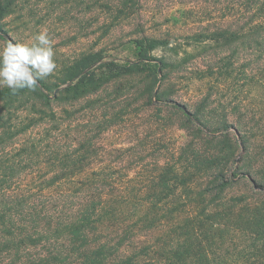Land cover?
<instances>
[{"label": "rangeland", "instance_id": "374dc122", "mask_svg": "<svg viewBox=\"0 0 264 264\" xmlns=\"http://www.w3.org/2000/svg\"><path fill=\"white\" fill-rule=\"evenodd\" d=\"M104 1L17 0L14 12L0 20V49L9 42H30L35 34L47 29L54 42L57 68L41 80L51 87L49 96L63 99L66 95L62 94L71 83L68 69L87 55L99 52L104 59L85 72L110 62L128 64L134 69L85 98L54 104L63 123L62 150L72 144L74 150L89 158L83 172L64 176L51 188L42 192L29 190V186L25 189L34 210L41 214L50 210L62 217L75 211L83 199L105 195L115 201L127 200V204L119 205L125 214L118 223L81 231L80 239L87 235L91 244L99 239L112 240L131 246L130 251H148L150 247L148 258L134 263L150 264L157 261L163 249L171 247L176 235L190 238L194 230L208 234L211 224L180 229L176 235L174 228L179 223L177 217L184 221L192 211L206 216L208 212L203 211L208 205L220 209L221 205L208 202L222 190L223 181L232 185L227 190L230 204L240 207L264 200V139H253L258 155L250 160L237 148L236 136V130L257 131L262 125L250 118L257 113L264 120V85L241 81L227 87L205 77L208 67L233 54L231 50L225 52L221 43L208 39L198 42L200 36L236 27V17L224 9L226 2L140 0L129 13L121 14L103 8ZM144 39L164 43L146 54L158 66L156 72L136 70L143 53L139 42ZM4 88L7 86H0V90ZM210 95L209 104L206 99ZM241 99L244 104L238 111ZM29 111L31 116L36 115V110ZM188 114H205L207 128H201L204 133L192 126L186 128ZM226 114L233 127L222 126ZM48 169L30 173L24 184L50 178L53 174ZM176 176L187 179L186 185L169 186ZM251 179L263 189L256 190ZM83 181L90 185H80ZM201 192L204 202L188 204L185 197ZM160 195L171 197L159 206L161 214L170 210L173 216H161L160 224L153 228L137 223ZM216 227L218 230L212 233L214 248L210 250L213 257H219L218 247L223 246L220 257L226 264H264V254H257L258 242L253 238H245L234 226ZM69 239L43 243L20 253L13 250L0 258V264H74L75 256H67L62 263L52 260L57 250L73 253L74 245Z\"/></svg>", "mask_w": 264, "mask_h": 264}, {"label": "trees", "instance_id": "16d2710c", "mask_svg": "<svg viewBox=\"0 0 264 264\" xmlns=\"http://www.w3.org/2000/svg\"><path fill=\"white\" fill-rule=\"evenodd\" d=\"M139 1L106 0L102 7L111 13L127 14ZM16 2L17 0H2L0 2V20L14 12ZM222 2L227 3L223 4L225 11L236 17V27L200 36L198 42L203 43L206 41L202 39H208L221 43L227 49L225 52L231 50L233 54L223 57L208 67L204 73L205 77L216 84L227 87L241 81L264 85V0H222ZM140 44L142 52L145 53H141L140 64L136 70L156 72L155 68L158 66H154L146 54L164 43L154 39H144L139 42ZM102 59L104 58L101 54L96 52L83 57L68 69L71 83L62 94L66 95L64 99L59 95L52 96L53 98L49 96L48 93L52 92V89L42 80L38 81L34 90L25 88L14 91L8 87L0 90V258L12 253L13 250L20 253L22 250H29L32 247L38 248L43 243L54 242L56 244L70 237L71 240H69L74 245L73 253L70 254L67 250H57L52 258L54 262H66L67 256L70 258L75 256L74 264H111L115 260H120L118 264H134L138 260L144 261L148 258L147 255L151 252L150 247H148V251H140L137 248L130 251L131 246L126 245L127 247H125L112 240L99 239L91 244L87 235L84 239H80L81 231L91 227H108L110 224L118 223L125 214L119 205L127 204L126 199L121 198L126 201L120 202L105 195L92 197L87 201L83 199L78 202L75 211L62 217L61 214L53 213L50 210H46L42 214L34 210L35 208L30 205L29 191L25 189L29 186V190L35 189L42 192L45 188H51L65 179L64 176L84 171L85 161L89 157L74 150L72 144L65 151L61 148L63 136L61 126L63 123L62 120H59L54 104L62 100L74 102L85 98L97 92L116 77L134 70L128 64L118 65L115 62H110L85 72ZM162 67L167 68V64L162 63ZM103 69L104 71H101ZM210 98L211 95L206 99L209 104ZM243 104L241 99L237 105L238 111L243 108ZM29 109L36 110V115L31 116ZM193 116L188 114L190 118L186 122V128L192 126L198 128L196 130L200 133H204L201 128L204 129L207 125L203 121L205 114ZM261 117L257 113H253L250 118L261 122L262 125L257 131L246 128L244 131L240 130L236 133L237 148L239 150L241 148V151H244L247 159L250 160L258 155L253 139L255 137L264 139V120ZM223 118V127L234 126L229 123L230 115L226 114ZM107 122L109 125L111 120ZM262 151L264 165V148ZM46 168H49L48 171L53 174L50 178L45 177L40 183H36V179H34L30 185L24 184L25 178L30 173L44 172L43 170ZM186 183L187 179L176 176L174 183L172 182L169 186L172 184L173 187L185 186ZM222 183L220 195L218 193L208 202L212 206L213 204L221 205L220 209L214 210L211 205H208L211 210L208 208L203 211L204 214L208 212L206 216L198 213L193 214L192 211L184 221L177 217L179 223L174 228L176 235L180 229H193L196 224L200 228H205L211 224L208 230L204 229V232L207 230L208 234L202 235L195 233L194 230L190 238L187 235H184L186 239L183 235H176L171 247L159 251L157 261H153L154 263L151 261L150 264H226L220 257L224 251L223 246L218 247L220 250L218 258L213 257V254L210 253V250L214 248L212 233L218 230L216 225L228 229L234 226L235 230L243 234L245 238L251 237L255 242H258L256 251L257 254L260 253L259 256L264 254V200L254 205L247 204L237 207L235 204H230V198L227 197V190L231 188V184L227 181ZM81 184L89 186L90 182L84 183L83 181ZM165 196L154 197L155 201L144 211L137 223L145 225L147 228H153L160 224L161 216L165 215L166 218L173 216L170 210L161 214L159 206L164 200L171 198L168 195ZM203 196L204 192H201L193 197L190 195L185 198H187L188 204L193 205L198 201L204 202ZM214 200L217 202L213 203ZM49 221L53 222L48 226ZM46 226L48 227L45 228Z\"/></svg>", "mask_w": 264, "mask_h": 264}, {"label": "clouds", "instance_id": "9594fccd", "mask_svg": "<svg viewBox=\"0 0 264 264\" xmlns=\"http://www.w3.org/2000/svg\"><path fill=\"white\" fill-rule=\"evenodd\" d=\"M54 42L47 29L35 34L30 42L7 43L0 49V86L12 90H34L38 81L57 68Z\"/></svg>", "mask_w": 264, "mask_h": 264}, {"label": "water", "instance_id": "95a60500", "mask_svg": "<svg viewBox=\"0 0 264 264\" xmlns=\"http://www.w3.org/2000/svg\"><path fill=\"white\" fill-rule=\"evenodd\" d=\"M236 133H238L237 130H236ZM251 181H252V183H253V185H254V188H255L256 190H261V189H263L262 186H261V185H258L254 180L251 179Z\"/></svg>", "mask_w": 264, "mask_h": 264}]
</instances>
